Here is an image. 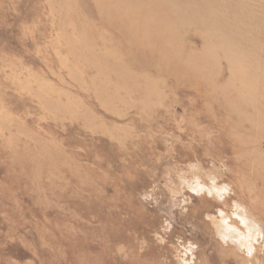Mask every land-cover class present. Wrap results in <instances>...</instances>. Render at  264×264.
Masks as SVG:
<instances>
[{
    "label": "rangeland",
    "instance_id": "1",
    "mask_svg": "<svg viewBox=\"0 0 264 264\" xmlns=\"http://www.w3.org/2000/svg\"><path fill=\"white\" fill-rule=\"evenodd\" d=\"M0 264H264V0H0Z\"/></svg>",
    "mask_w": 264,
    "mask_h": 264
},
{
    "label": "bare ground",
    "instance_id": "2",
    "mask_svg": "<svg viewBox=\"0 0 264 264\" xmlns=\"http://www.w3.org/2000/svg\"><path fill=\"white\" fill-rule=\"evenodd\" d=\"M249 246H250V244H249Z\"/></svg>",
    "mask_w": 264,
    "mask_h": 264
}]
</instances>
